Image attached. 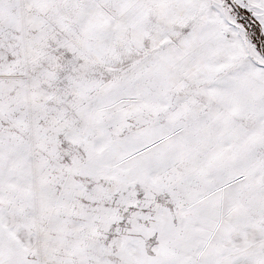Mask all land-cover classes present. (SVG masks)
<instances>
[{
    "label": "snow or ice",
    "instance_id": "1",
    "mask_svg": "<svg viewBox=\"0 0 264 264\" xmlns=\"http://www.w3.org/2000/svg\"><path fill=\"white\" fill-rule=\"evenodd\" d=\"M0 264H264V0H0Z\"/></svg>",
    "mask_w": 264,
    "mask_h": 264
}]
</instances>
